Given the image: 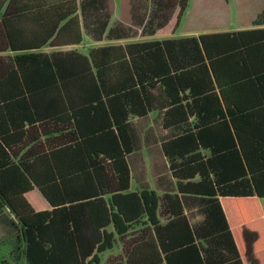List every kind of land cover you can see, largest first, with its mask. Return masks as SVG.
<instances>
[{"label": "trees", "instance_id": "1", "mask_svg": "<svg viewBox=\"0 0 264 264\" xmlns=\"http://www.w3.org/2000/svg\"><path fill=\"white\" fill-rule=\"evenodd\" d=\"M176 1L181 14L187 0ZM2 62L0 205L17 223L0 250L28 264H98L120 242L106 264H261L246 232L240 256L218 196L264 199V28ZM157 81L166 115L197 119L161 144L173 174L188 179L177 181L181 196L129 190L133 144L122 130L130 113L149 111L143 89ZM184 193L205 204L198 225L183 212Z\"/></svg>", "mask_w": 264, "mask_h": 264}, {"label": "crops", "instance_id": "2", "mask_svg": "<svg viewBox=\"0 0 264 264\" xmlns=\"http://www.w3.org/2000/svg\"><path fill=\"white\" fill-rule=\"evenodd\" d=\"M179 8L176 0H0V69L2 61L21 56L39 54L51 59L70 53L89 56L91 49L101 46L122 48L133 43L180 39L203 33L264 28V0H187L181 14H178ZM158 23L162 24L159 28ZM114 51L112 54L119 56L124 53V50ZM112 62L110 66L115 72V61ZM126 71V67L117 68L119 79ZM143 91L149 98V111L142 116L130 113L127 126L122 130L126 140L133 144L127 153L129 190L147 187L159 197L164 193H178L177 181L188 179H178L173 174L161 144L197 119L191 115L185 121L181 112L166 115L170 105L164 87L158 81ZM188 92L179 94L187 96ZM188 101L183 100L182 104ZM142 107L140 102L138 108ZM165 118L179 125L167 126ZM39 133L37 129L36 134ZM58 134L54 132L53 136ZM40 138L42 141L44 135ZM198 151L203 156L210 154L207 148ZM199 179L196 174L190 180ZM183 195L186 196L183 212L191 224L198 225L204 219L205 204L200 201V195ZM218 198L226 215L231 214L239 254L246 251V232L251 239L255 237L253 249L264 264V199ZM160 209L159 206V219L164 222L168 213L162 215ZM12 222L17 223L14 214L7 206L0 205V243L14 234ZM117 243L121 250L122 244Z\"/></svg>", "mask_w": 264, "mask_h": 264}, {"label": "rangeland", "instance_id": "3", "mask_svg": "<svg viewBox=\"0 0 264 264\" xmlns=\"http://www.w3.org/2000/svg\"><path fill=\"white\" fill-rule=\"evenodd\" d=\"M116 244L118 243H115V245L113 246L111 250H105L99 254L100 260L98 264H106L105 260L108 257H116L117 255L121 256L120 255L121 250L119 249V246ZM10 255H11V258H10ZM12 256H13V253L10 252V248H6L4 251L0 250V264H28L23 258L14 260ZM16 256H18V253Z\"/></svg>", "mask_w": 264, "mask_h": 264}]
</instances>
